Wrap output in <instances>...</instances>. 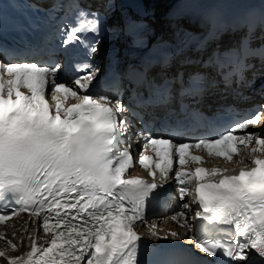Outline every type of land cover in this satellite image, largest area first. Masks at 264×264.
<instances>
[{
	"label": "snow or ice",
	"instance_id": "1",
	"mask_svg": "<svg viewBox=\"0 0 264 264\" xmlns=\"http://www.w3.org/2000/svg\"><path fill=\"white\" fill-rule=\"evenodd\" d=\"M99 21V12L77 9L75 23L60 30L57 47L70 55L68 49L83 44L88 34L99 35ZM98 44L94 39L87 45L88 55L97 53ZM55 52L29 48L12 53L21 62L0 58V224L23 213L29 217L18 243L0 231V240L6 242L0 258L6 264H141L142 238L134 226L146 223V201L174 173L179 199L192 198L172 220L183 219L181 226L191 230L193 224L185 217L194 210L191 218L198 229L219 225L230 234L227 243L210 237L198 240L200 251L223 257L226 264H249L254 257L264 264V135L235 134L259 125L261 114L220 128L216 138L180 142L171 131L164 138L142 130L145 151L138 162L152 179L129 175L134 154L131 144L120 145L129 131L125 114L130 109L108 93L93 91L99 72L93 65L77 63L76 72L84 75L71 82L62 79L63 65L42 59ZM70 97L75 103L66 104ZM209 127L217 125L209 122ZM172 131L178 134L179 129ZM238 145L251 146L250 166L233 169L236 174L217 167L185 170L189 159L197 164L203 159L191 150L231 161ZM148 150L155 155H147ZM38 227L44 236L37 234ZM151 234L159 238L156 231ZM25 243V252L10 254Z\"/></svg>",
	"mask_w": 264,
	"mask_h": 264
},
{
	"label": "bare ground",
	"instance_id": "2",
	"mask_svg": "<svg viewBox=\"0 0 264 264\" xmlns=\"http://www.w3.org/2000/svg\"><path fill=\"white\" fill-rule=\"evenodd\" d=\"M201 1V3L205 0H119V4L126 8L129 11L134 10V16L138 20V25L132 29L128 36L135 37L138 35L145 36H154L157 32H162L165 28L177 21L181 25L185 26L188 22L187 18L181 19L176 18V11L179 8H185L191 2ZM213 4L219 5L221 2H225L227 4L237 2L239 0H211ZM250 5H253V10L258 11L263 15L264 18V0H249L246 1ZM36 3V2H35ZM36 4L44 6V3L37 2ZM261 28L264 29V23L261 25ZM263 33V32H262ZM127 36V37H128ZM260 43L264 46V38L260 41ZM219 86H213L211 91H213L212 95L218 92ZM263 121V117L259 125H261ZM25 219L20 220L19 222H15L12 225L7 227L5 230V234L7 239H13L14 242L18 243L25 227ZM164 226V225H163ZM29 231L32 230L31 225L28 226ZM13 231L16 232V237H13ZM183 233V232H182ZM39 236H44V233H38ZM184 235V234H183ZM6 248V242L1 240L0 249ZM27 250V244L25 243L22 246H19L18 251L11 252L12 255L22 254ZM180 252L179 250H175L172 253L166 255L167 257L174 255ZM0 264H6V261L3 258H0Z\"/></svg>",
	"mask_w": 264,
	"mask_h": 264
}]
</instances>
